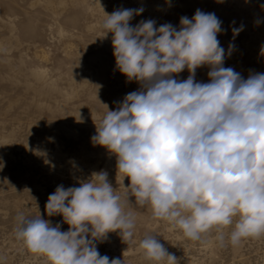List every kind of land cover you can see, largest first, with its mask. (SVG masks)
<instances>
[{"label": "clouds", "instance_id": "9594fccd", "mask_svg": "<svg viewBox=\"0 0 264 264\" xmlns=\"http://www.w3.org/2000/svg\"><path fill=\"white\" fill-rule=\"evenodd\" d=\"M141 12L105 13L101 27L104 36L112 33L116 67L141 88L107 110L92 142L116 156L117 175L130 180L128 200L134 196L186 238L205 242L215 229L223 246L229 227L232 246L264 236V73L244 79L223 66L217 37L225 30L214 13L197 9L191 19L181 17L179 30L170 23L156 27L154 20L130 26ZM242 30L233 27V37ZM202 66L210 69L208 82L195 80ZM185 69L187 79L174 78ZM78 183L57 186L45 205L49 217H63L67 231L41 214L21 213L16 238L48 264H123L101 256L95 242L117 231L131 241L135 216L125 211L107 172ZM139 248L150 261L179 264L155 235H146Z\"/></svg>", "mask_w": 264, "mask_h": 264}, {"label": "rangeland", "instance_id": "374dc122", "mask_svg": "<svg viewBox=\"0 0 264 264\" xmlns=\"http://www.w3.org/2000/svg\"><path fill=\"white\" fill-rule=\"evenodd\" d=\"M261 5L264 0H0V264H48L16 238L17 215L41 214L67 231L61 215H47L48 196L60 185L79 187L78 181L100 171L135 216L131 241L123 242L117 231L95 242L101 256L123 264H167L146 259L139 248L146 235H155L179 264H264V236L232 246L229 227L223 246L215 229L205 242L192 241L153 218L134 196L128 200L130 180L117 175L116 156L91 139L107 110H117L141 88L116 67L112 33L104 36L101 27L106 14L143 8L130 26L154 20L156 27L170 23L179 30L181 17L191 19L197 9L214 13L225 30L217 37L226 53L223 66L247 79L264 73ZM241 26L233 37L232 28ZM209 70L198 68L195 80L208 82ZM188 76L187 69L174 74L181 81Z\"/></svg>", "mask_w": 264, "mask_h": 264}]
</instances>
